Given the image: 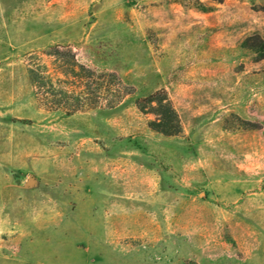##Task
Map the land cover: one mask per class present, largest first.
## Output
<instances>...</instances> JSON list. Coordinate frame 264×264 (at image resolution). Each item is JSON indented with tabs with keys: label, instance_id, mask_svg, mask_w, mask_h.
Segmentation results:
<instances>
[{
	"label": "rangeland",
	"instance_id": "obj_1",
	"mask_svg": "<svg viewBox=\"0 0 264 264\" xmlns=\"http://www.w3.org/2000/svg\"><path fill=\"white\" fill-rule=\"evenodd\" d=\"M255 34L264 0H0V264H264ZM225 43L247 87L201 100ZM161 89L180 135L150 127Z\"/></svg>",
	"mask_w": 264,
	"mask_h": 264
},
{
	"label": "trees",
	"instance_id": "obj_2",
	"mask_svg": "<svg viewBox=\"0 0 264 264\" xmlns=\"http://www.w3.org/2000/svg\"><path fill=\"white\" fill-rule=\"evenodd\" d=\"M243 47L256 53V61L264 60V38L261 35L255 34L247 37L243 42ZM146 101L152 107V113L157 116V120L150 123L153 131L166 137L177 136L183 132L180 115L165 89L156 91L147 97ZM154 104L156 106H153ZM140 110L145 112L146 107L140 106ZM124 141L133 149L146 151L145 146L136 138H128ZM163 177L166 179L164 174Z\"/></svg>",
	"mask_w": 264,
	"mask_h": 264
},
{
	"label": "crops",
	"instance_id": "obj_3",
	"mask_svg": "<svg viewBox=\"0 0 264 264\" xmlns=\"http://www.w3.org/2000/svg\"><path fill=\"white\" fill-rule=\"evenodd\" d=\"M229 44L225 43L223 47L218 48L219 51L221 52H227L224 56L225 59L218 60V61H212L210 63L205 64H200L198 67L193 68V70L190 72L191 74L194 75L195 80L199 81V84L201 83L202 85L197 86V95H199L200 99L203 100L202 95H204V87L203 84L210 80L211 77L218 76L221 81L223 82L221 92L224 95V98H222V102H227V96L229 95L230 91L232 90V86L230 81L236 84V86H239V90L247 87L246 84V79H249L251 77L249 67L247 66L246 68L242 70H236L235 69V62H243V58L236 56L243 53L241 52L240 49H236V46H233L231 51L226 50L229 49ZM225 50V51H224ZM245 50L247 52L246 48H243L242 51ZM230 53V54H229ZM236 53V54H235ZM222 56V55H220ZM264 61V60H262ZM256 64H259L256 63ZM260 67V66H258ZM261 71V70H258ZM234 75V76H233ZM258 76H261L262 73L258 72ZM234 77L233 80L230 78ZM219 79V80H220ZM226 107V106H225ZM204 113L206 112H201V115L203 116Z\"/></svg>",
	"mask_w": 264,
	"mask_h": 264
},
{
	"label": "water",
	"instance_id": "obj_4",
	"mask_svg": "<svg viewBox=\"0 0 264 264\" xmlns=\"http://www.w3.org/2000/svg\"><path fill=\"white\" fill-rule=\"evenodd\" d=\"M100 1V0H98ZM32 182H34V179L30 178V180L28 181V185L30 186L32 184Z\"/></svg>",
	"mask_w": 264,
	"mask_h": 264
}]
</instances>
